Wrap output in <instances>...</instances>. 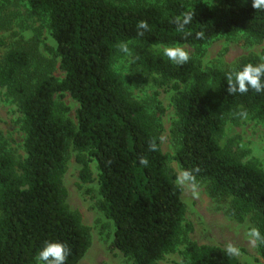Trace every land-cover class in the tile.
Listing matches in <instances>:
<instances>
[{
	"label": "trees",
	"instance_id": "16d2710c",
	"mask_svg": "<svg viewBox=\"0 0 264 264\" xmlns=\"http://www.w3.org/2000/svg\"><path fill=\"white\" fill-rule=\"evenodd\" d=\"M18 1L46 15L63 77L47 68L30 70L24 48L10 47L0 55V87L22 113L25 152L16 159L0 141V264H35L45 241L69 246L66 264H78L85 254L89 227L65 203L70 149L83 182L91 180L89 160L95 161L96 207L112 224L109 246L133 264H157L180 240L183 264H241L224 247L187 237L182 188L160 146L158 115L131 96L112 60L118 44L133 43L130 68L136 79L152 75L161 84L174 81L176 118L169 131L174 159L191 182L205 184L229 218L247 221L264 235V170L218 141L226 121L238 123L242 112L264 118V93L229 95L226 90L230 68L262 61L248 55L232 67L204 68L191 56L176 66L155 51L162 45L202 46L238 33L263 40L264 13L252 8L251 0L206 5L189 0ZM190 10L192 24L177 31L173 19ZM140 20L149 24L143 36L137 34ZM198 31L203 39L196 38ZM57 92H68L77 102L75 121L57 109ZM140 158L148 160L146 167ZM257 249L264 259V244L257 243Z\"/></svg>",
	"mask_w": 264,
	"mask_h": 264
},
{
	"label": "rangeland",
	"instance_id": "374dc122",
	"mask_svg": "<svg viewBox=\"0 0 264 264\" xmlns=\"http://www.w3.org/2000/svg\"><path fill=\"white\" fill-rule=\"evenodd\" d=\"M189 1L193 4L206 5L220 0ZM0 38L4 42L0 47V55L10 47L24 48L30 53V70L47 68L56 78L63 77V72L59 68V57L55 54L56 44L47 27L46 15L33 13L18 0H0ZM128 45L132 50L134 44ZM179 45L204 68L232 67L241 56L248 55H257L264 62V39L254 40L242 33L230 37H216L202 46ZM130 59L131 57H125L117 49L113 56L112 68L122 77L131 96L145 104L149 112L158 115L160 146L167 155L168 166L176 174V181L182 188L181 199L185 205L182 225L187 237L198 244L225 247L227 243H232L240 249V255L236 257L241 264H264L257 245L253 246L247 235L250 223L229 218L208 196L204 183L181 180L183 171L173 157L174 148L169 134L176 118L172 103L174 81L161 84L155 81L152 75L136 79L130 68ZM54 100L57 109L75 121L78 104L71 95L68 92H57ZM159 108H162V111ZM21 119L22 113L16 102L7 94L4 87H0V141L16 159L25 155ZM218 141L220 145H229L238 152L242 161H252L264 170V118L247 114L238 123L227 120ZM75 154L73 149L69 150L63 185L66 189L65 203L68 208L89 227L90 245L78 264H133L121 252L109 246L112 224L96 207L95 161L89 160L91 180L83 182L78 176L80 164L76 161ZM87 189L90 192H87ZM104 224L109 226L104 227ZM183 248L184 242L180 240L175 250L166 253L157 264H183Z\"/></svg>",
	"mask_w": 264,
	"mask_h": 264
},
{
	"label": "clouds",
	"instance_id": "9594fccd",
	"mask_svg": "<svg viewBox=\"0 0 264 264\" xmlns=\"http://www.w3.org/2000/svg\"><path fill=\"white\" fill-rule=\"evenodd\" d=\"M251 7L256 11L264 13V0H251ZM194 20V12L192 10L182 13L173 19L176 29L179 32H184L185 29L192 24ZM137 34L143 36L144 32L149 30L147 21L140 20L137 22ZM197 39H203L204 33L198 31L195 33ZM120 53L125 57H132L133 52L127 42H122L117 45ZM156 53L162 59H167L173 65L183 66L188 63L191 56L185 48L179 44L173 46H160L156 49ZM131 63V61H129ZM127 73V72H126ZM227 93L229 95L245 94L250 90L256 93H264V62L261 63H246L239 67L230 68L226 72ZM246 116V113H241ZM151 150L155 151L156 146L150 145ZM138 163L143 166L148 165L146 158H140ZM190 174L185 172L182 174L181 180L188 181ZM250 243L253 246L257 243L264 244V235L253 227L247 233ZM224 252L229 257L240 255V249L232 243H227L224 247ZM71 254V249L66 243L60 241H45L43 246L34 257L36 264H66L68 256Z\"/></svg>",
	"mask_w": 264,
	"mask_h": 264
}]
</instances>
